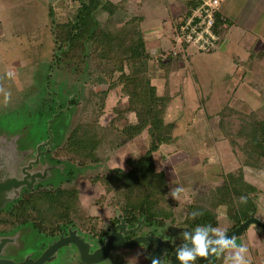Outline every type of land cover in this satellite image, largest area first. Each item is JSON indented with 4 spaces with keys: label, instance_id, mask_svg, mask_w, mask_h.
I'll return each instance as SVG.
<instances>
[{
    "label": "rangeland",
    "instance_id": "374dc122",
    "mask_svg": "<svg viewBox=\"0 0 264 264\" xmlns=\"http://www.w3.org/2000/svg\"><path fill=\"white\" fill-rule=\"evenodd\" d=\"M110 1L117 5L115 13L99 10L97 17L105 29H117L133 16L141 20L139 27L152 55L149 74L157 57L162 62L170 60L172 100L165 120L174 123L173 139L162 144L153 159L157 170H165L170 190L182 189L178 200L185 205L200 186L222 183L223 175L241 163L242 152L238 145L229 143L220 119H229L233 109L264 117V0H220L225 14L236 23L230 25L228 20L225 43L212 51L199 50L193 44L184 48L173 41L172 26L185 13V0ZM77 11L76 0H0V157L19 174L36 171L37 184L67 183L77 187L82 207L105 221L118 211L109 203L111 194L98 200L104 188L88 178L109 167L128 169L126 159L144 153L150 137L144 130L127 139L119 137L114 129L125 121H135L134 112H127L124 120H116V108L127 106L120 84L107 91L101 107L99 92L108 88L107 82L95 79L84 84L83 79L74 80L60 67L50 68L54 50L51 26L75 20ZM153 73L152 83L159 93L164 92L161 72ZM50 93L55 94L57 101V111L52 116L43 104L50 101ZM6 94H10L7 99ZM74 95L82 96V101L69 107L67 98ZM78 119L96 120L101 136L97 150L100 161L80 169L69 162H57L47 153L50 147L65 141ZM111 122L113 128L109 126ZM234 122L238 123L236 118ZM245 170V178L258 188L254 195L258 204L255 216L264 223V170ZM230 195H222L223 203L218 204V228L222 230L234 212L229 205ZM18 232L26 249L39 239L29 224L22 225ZM233 238L238 245L247 246L252 264H264L263 228L250 223ZM68 253L65 247L61 248L57 258L48 264H69ZM119 254L124 255V261L118 258ZM91 264L148 261L138 246V250L113 249L107 259Z\"/></svg>",
    "mask_w": 264,
    "mask_h": 264
},
{
    "label": "trees",
    "instance_id": "16d2710c",
    "mask_svg": "<svg viewBox=\"0 0 264 264\" xmlns=\"http://www.w3.org/2000/svg\"><path fill=\"white\" fill-rule=\"evenodd\" d=\"M76 1L78 11L75 20L51 26L54 50L50 68L60 67L71 73L74 80L83 79L84 84L95 79L107 82L108 88L99 92L101 107L107 91L113 85L120 84L127 96V106L116 108V120H124L127 112H134L135 121H125L122 127L114 129L119 137L127 139L146 130L150 137L149 146L141 155L126 159L128 169L109 167L88 178L91 183L100 184L104 188V193L98 200L106 199L111 194L112 200L109 203L118 212L108 220L102 221L98 215L90 214L82 207L80 190L77 187L60 183L38 184L32 190H24L21 197L0 210L5 222L29 224L38 233L47 236H58L68 226H77L86 235L95 238L98 245L104 243L111 228L121 218H124L129 227H135L141 221L140 228L132 235H156L165 239L167 250L161 257V263L169 264L176 247L185 242L182 235L184 232H190L191 239L198 227H219L218 204L222 202V195L225 193L232 195L229 205L234 212L230 214L228 225L223 230H232L251 214L255 215L258 204L254 195L258 193V188L245 178V169L264 170V117H259L253 111L243 113L233 109L229 119L221 118L220 125L225 137L230 144L238 145L242 152L241 163L236 170L223 173L222 183L202 185L196 192L191 193L188 203L184 205L179 202L178 198L171 195L172 190L165 170H157L153 159L160 146L173 139L174 123L165 120L172 100L168 77L170 60L162 62L157 57L153 64V71H160V76L165 79V90L159 93L156 85L152 83L153 71L149 74L152 55L148 50L144 32L139 27L141 20L137 21V17L133 16L117 29H105L97 13L99 10L115 13L116 3L110 0ZM201 1L185 0V12L195 8ZM178 21L179 19L172 26L173 30ZM225 23H228V19L221 21L217 15L216 25L222 27ZM172 39L175 42L173 37ZM182 47L186 48L187 44L184 43ZM51 96L47 97L50 101L43 103L50 116L57 111L55 94ZM81 97L70 96L66 103L69 107L77 106L82 101ZM235 118L238 123L234 122ZM78 120L65 141L55 148L50 147L47 153L57 162H69L80 169L100 161L97 150L101 136L96 120ZM109 124L113 128L114 124ZM242 196L247 198L246 203L240 202L239 198ZM193 213L196 214L195 217ZM218 237L211 232L206 235L208 242L215 241ZM138 246L148 261V256L156 244L146 242ZM226 253L197 261L196 264H224Z\"/></svg>",
    "mask_w": 264,
    "mask_h": 264
},
{
    "label": "flooded vegetation",
    "instance_id": "af4514ba",
    "mask_svg": "<svg viewBox=\"0 0 264 264\" xmlns=\"http://www.w3.org/2000/svg\"><path fill=\"white\" fill-rule=\"evenodd\" d=\"M37 174L38 173H36V171H30V170L28 172H21L20 174L19 172H14L10 164H8L7 162H4L3 158L0 157V183L8 179H16L18 181H22V180L24 181L23 183L18 184L17 186L15 185L11 186L9 190L5 191L1 195L0 210L5 209L7 204L21 197L22 192L24 190H32L33 188H35L38 185L37 178H36ZM25 177H26V181L24 180ZM27 185H31V187L28 188ZM21 187H23L22 190L19 189ZM1 215H3L2 211H0V264L20 263L24 261H27L28 264H36V261L39 259V257H41L51 245H53L61 237L69 236L72 231L75 232L77 237L81 238L84 242L88 244L89 253H92L97 247H100L101 245L104 244L103 243V244L97 245L95 238H93L92 236L86 235L85 232H83L79 227L70 225L68 226L65 232L61 231L58 234V236H47V235L38 233V236H39L38 241H35L32 244L34 246L29 247V249H26L23 247V244L18 238L19 236L18 230L20 229L22 225L12 224L11 222L10 223L5 222V217H1ZM126 227L128 229L133 228V227H129L128 225H126ZM137 231L129 232L125 234V239L130 240L138 236V233L132 235V233H135ZM64 247L69 252L68 253L69 264H86L85 262L81 261V254H80L79 248L76 245V243L72 241L66 244H63L62 246L58 247L56 250L51 252L48 255V258L44 260L41 264H48L49 262L54 261L58 256L59 250ZM123 248L124 247H119L115 249L123 250ZM134 248L138 250V244L134 246ZM112 251H110L108 257L110 256ZM123 257L124 255H121V254L118 255V258L121 261H124Z\"/></svg>",
    "mask_w": 264,
    "mask_h": 264
},
{
    "label": "water",
    "instance_id": "95a60500",
    "mask_svg": "<svg viewBox=\"0 0 264 264\" xmlns=\"http://www.w3.org/2000/svg\"><path fill=\"white\" fill-rule=\"evenodd\" d=\"M32 165V164H31ZM30 165V166H31ZM26 181V177L24 178ZM24 181H18L16 179H8L2 183H0V197L1 195L9 190L11 186L15 185L17 186L18 184L23 183ZM31 187V185H30ZM141 221L133 228H127L126 227V222L124 218H121L120 222L115 224L108 236V238L105 240L104 244L101 245L100 247H97L92 253H89L88 251V244L84 242L81 238L77 237L75 232L72 231L69 236L66 237H61L58 241H56L53 245H51L45 252L44 254L39 257V259L36 261V264H41L44 260L48 258V255L56 250L58 247L62 246L63 244H66L68 242H74L79 248L80 254H81V261L85 262L86 264H91V263H96L100 262L104 259H106L110 253L115 248L119 247H134L137 244L140 243H146V242H154L156 244L155 249L150 253L148 256V264H152L153 259H157L159 261V264L161 263V257L167 250V244L165 239L156 236V235H138L130 240L125 239V234L129 232H134L137 231L140 226H141ZM250 223H256L259 225L261 228L264 229V223L260 221L254 214H251L249 218L241 222L236 228L226 231V235L228 237H234L237 235H240L243 233V231L248 227ZM195 236V235H194ZM194 236L192 238H194ZM206 239V237H205ZM220 239V237H218ZM216 239V240H218ZM215 240V241H216ZM206 242L208 240L206 239ZM185 243V242H184ZM182 244V243H181ZM179 244L173 254L172 260L170 264H179V261L176 259V250L177 248L181 245ZM187 248L192 249L193 248V243L192 239H190L187 243ZM212 247L214 248H219V245L213 243ZM214 255L210 256L209 258L205 259L208 260ZM197 261H204V259L197 258ZM11 264H28L27 261L20 262V263H11Z\"/></svg>",
    "mask_w": 264,
    "mask_h": 264
},
{
    "label": "built area",
    "instance_id": "2783aa9c",
    "mask_svg": "<svg viewBox=\"0 0 264 264\" xmlns=\"http://www.w3.org/2000/svg\"><path fill=\"white\" fill-rule=\"evenodd\" d=\"M219 0H202L195 8L180 17L172 35L178 45L193 44L199 50L212 51L224 43V26L216 25V17L221 21L227 17L219 9ZM175 53V51H174Z\"/></svg>",
    "mask_w": 264,
    "mask_h": 264
},
{
    "label": "clouds",
    "instance_id": "9594fccd",
    "mask_svg": "<svg viewBox=\"0 0 264 264\" xmlns=\"http://www.w3.org/2000/svg\"><path fill=\"white\" fill-rule=\"evenodd\" d=\"M10 94H6L7 96ZM182 189L174 188L171 191L173 198H178L179 192ZM241 203H246V197L239 198ZM195 217V213L192 214ZM195 236L192 239L193 248L188 249L187 243L190 239V232H184L183 239L185 243H182L176 250V259L179 261V264H196L197 258L207 259L212 255H221L226 252H230L231 255L225 256L224 264H252L250 258H248V248L245 245H238L235 242L233 237H228L226 231L221 228H213L211 225L198 227L194 230ZM208 232H211L215 235H218L220 239L216 241L206 242V235ZM215 243L219 245V248L212 247V244ZM152 264H159L157 259H153Z\"/></svg>",
    "mask_w": 264,
    "mask_h": 264
},
{
    "label": "crops",
    "instance_id": "0c3cea01",
    "mask_svg": "<svg viewBox=\"0 0 264 264\" xmlns=\"http://www.w3.org/2000/svg\"><path fill=\"white\" fill-rule=\"evenodd\" d=\"M220 1V0H219ZM222 1H220V6H219V8H220V11L224 14V15H226L225 14V12L223 11V9L225 10V7L223 8V7H221V5H222V3H221ZM227 16V19L230 21V25H232L233 23H236V21H235V19L234 18H232L233 19V21L232 20H230V18H229V16L228 15H226ZM232 17H234V16H232ZM225 43V42H224ZM223 43V44H224ZM240 85V84H239ZM243 87H246V86H243Z\"/></svg>",
    "mask_w": 264,
    "mask_h": 264
}]
</instances>
